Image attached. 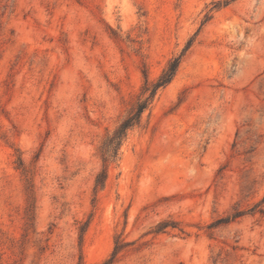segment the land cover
<instances>
[{"label": "rangeland", "instance_id": "obj_1", "mask_svg": "<svg viewBox=\"0 0 264 264\" xmlns=\"http://www.w3.org/2000/svg\"><path fill=\"white\" fill-rule=\"evenodd\" d=\"M116 247L112 264H264V0H0V264Z\"/></svg>", "mask_w": 264, "mask_h": 264}, {"label": "trees", "instance_id": "obj_2", "mask_svg": "<svg viewBox=\"0 0 264 264\" xmlns=\"http://www.w3.org/2000/svg\"><path fill=\"white\" fill-rule=\"evenodd\" d=\"M182 55L173 58L163 70L159 79L154 83L150 84L145 77L144 86L142 88L141 95L130 110V112L120 121L117 127L114 129L112 134L108 136L103 143L101 148V158L103 164H107L112 157L117 155L118 149L122 142L125 140L127 133L138 126L142 117V114L149 108L154 96L159 89L166 87L174 78L179 64L181 62ZM106 178V169H103L100 174L96 177V187L102 188ZM119 248H115L112 258L105 264H112L115 260L116 254Z\"/></svg>", "mask_w": 264, "mask_h": 264}]
</instances>
